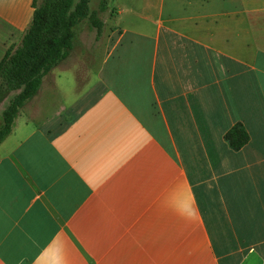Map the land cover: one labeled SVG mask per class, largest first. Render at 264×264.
Returning a JSON list of instances; mask_svg holds the SVG:
<instances>
[{
    "label": "crops",
    "instance_id": "1",
    "mask_svg": "<svg viewBox=\"0 0 264 264\" xmlns=\"http://www.w3.org/2000/svg\"><path fill=\"white\" fill-rule=\"evenodd\" d=\"M222 1L109 0L69 62L74 28L0 142V264H264V0Z\"/></svg>",
    "mask_w": 264,
    "mask_h": 264
},
{
    "label": "trees",
    "instance_id": "2",
    "mask_svg": "<svg viewBox=\"0 0 264 264\" xmlns=\"http://www.w3.org/2000/svg\"><path fill=\"white\" fill-rule=\"evenodd\" d=\"M90 0H33V14L20 42L7 49L0 60V104L16 92L2 112L0 142L10 133L15 116L24 104L34 98L42 77L51 71L72 48L74 26L86 18L95 30L96 39L104 23L96 10L89 7ZM109 0H99V11L107 9ZM248 133L240 122L224 134L233 150H239L248 141Z\"/></svg>",
    "mask_w": 264,
    "mask_h": 264
},
{
    "label": "rangeland",
    "instance_id": "3",
    "mask_svg": "<svg viewBox=\"0 0 264 264\" xmlns=\"http://www.w3.org/2000/svg\"><path fill=\"white\" fill-rule=\"evenodd\" d=\"M40 0H38L39 2ZM75 2H77L78 0H74ZM116 1V0H114ZM225 1V0H224ZM217 9H220V11H222V6H223V1L222 0H218L217 3ZM89 7L91 10H96L98 17L100 18H104L105 16H108L106 13L99 11V0H90L89 2ZM90 27L88 20L86 18H82L80 19L74 26L75 28V32H76V36H75V40H76V50L73 51L69 62H73L75 61V59H77L76 57H78L79 55V51L82 48L84 41L81 39L80 35L82 34V32L86 31L88 28ZM258 28H260L261 30H263L262 26H258ZM93 31V29H91V32ZM93 36V33L91 34ZM89 42V40L87 39L86 44ZM74 48V42L72 43V48L71 50ZM70 50V51H71ZM16 92H12L11 94H9V96L7 97V100H9L11 98V95L15 94ZM6 101V100H5ZM6 104V103H5ZM5 104H0V126L2 124V110L4 108V106H6Z\"/></svg>",
    "mask_w": 264,
    "mask_h": 264
}]
</instances>
